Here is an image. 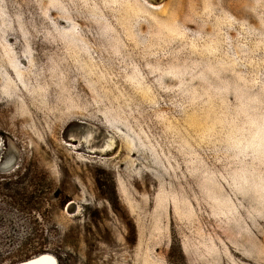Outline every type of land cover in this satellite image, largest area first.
Instances as JSON below:
<instances>
[{
    "label": "rangeland",
    "instance_id": "rangeland-1",
    "mask_svg": "<svg viewBox=\"0 0 264 264\" xmlns=\"http://www.w3.org/2000/svg\"><path fill=\"white\" fill-rule=\"evenodd\" d=\"M0 138V264H264V0H0Z\"/></svg>",
    "mask_w": 264,
    "mask_h": 264
},
{
    "label": "bare ground",
    "instance_id": "bare-ground-1",
    "mask_svg": "<svg viewBox=\"0 0 264 264\" xmlns=\"http://www.w3.org/2000/svg\"><path fill=\"white\" fill-rule=\"evenodd\" d=\"M85 135H86L85 147H86L87 152H89V153H94V152L98 151L100 153V155H104V154L110 152L115 145L114 140L109 139L110 141H103L99 147H97V146L94 147L93 146L94 143L92 141H94L95 133L93 131H91L89 133H86ZM77 138H78V136H77ZM0 145H1V138H0ZM69 207H71V204H69V206L67 208H69ZM20 264H55V262H53L51 260V257L49 255L45 254V255H41L38 258H34L32 260H29V261H26V262H23Z\"/></svg>",
    "mask_w": 264,
    "mask_h": 264
},
{
    "label": "water",
    "instance_id": "water-1",
    "mask_svg": "<svg viewBox=\"0 0 264 264\" xmlns=\"http://www.w3.org/2000/svg\"><path fill=\"white\" fill-rule=\"evenodd\" d=\"M84 125H86V124H84ZM77 142H78V140L76 141V144H77ZM96 155H97V156H100V153L97 152ZM51 260L54 262V260H53L52 258H51Z\"/></svg>",
    "mask_w": 264,
    "mask_h": 264
},
{
    "label": "trees",
    "instance_id": "trees-1",
    "mask_svg": "<svg viewBox=\"0 0 264 264\" xmlns=\"http://www.w3.org/2000/svg\"><path fill=\"white\" fill-rule=\"evenodd\" d=\"M38 257H40V256H38ZM38 257H36V258H38ZM34 259V258H33ZM30 260H32V259H30ZM27 261H29V260H27ZM24 262H26V261H24ZM21 263H23V262H21ZM20 264V263H19Z\"/></svg>",
    "mask_w": 264,
    "mask_h": 264
}]
</instances>
